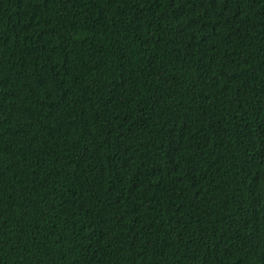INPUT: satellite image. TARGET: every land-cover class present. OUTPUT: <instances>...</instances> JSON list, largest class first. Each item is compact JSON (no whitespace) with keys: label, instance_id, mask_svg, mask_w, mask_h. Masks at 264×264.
Returning a JSON list of instances; mask_svg holds the SVG:
<instances>
[{"label":"trees","instance_id":"obj_1","mask_svg":"<svg viewBox=\"0 0 264 264\" xmlns=\"http://www.w3.org/2000/svg\"><path fill=\"white\" fill-rule=\"evenodd\" d=\"M0 264H264V0H0Z\"/></svg>","mask_w":264,"mask_h":264}]
</instances>
